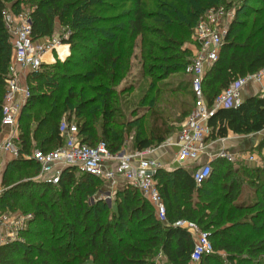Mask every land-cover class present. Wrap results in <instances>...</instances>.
Wrapping results in <instances>:
<instances>
[{"label": "trees", "instance_id": "obj_1", "mask_svg": "<svg viewBox=\"0 0 264 264\" xmlns=\"http://www.w3.org/2000/svg\"><path fill=\"white\" fill-rule=\"evenodd\" d=\"M5 1L0 0V132L10 66V35L2 14ZM225 1L36 0L34 38L50 36L53 19L58 17L70 28L68 38L62 39L70 45V55L65 60L57 58L52 65L44 63L28 75L30 96L20 116L21 154L7 169L32 175L29 168L34 167L37 174L39 165L23 154L62 146L60 123L65 116L77 123L83 143L96 146L104 141L112 153L121 151L126 134L134 127L133 120H118L124 115L123 108H128H122L121 97L133 88L118 87L137 57L152 82L130 111L139 121L130 150L161 146L172 133L163 129L174 118L170 97L179 100L180 92L189 89L191 93L185 68L192 50L186 44L207 9ZM262 68L264 0H247L236 9L219 58L208 70L204 82L208 103L213 105L233 80ZM180 71L188 77L184 86L159 84ZM191 99L195 101L193 94ZM164 100L167 106H156ZM140 109L147 112L139 116ZM191 110L183 111V121ZM209 123L213 140L225 138L229 131L248 135L264 130V95L247 97L237 108L218 109ZM211 166V175L201 184L182 167L158 171L155 177L166 204L167 222L157 219L154 207L136 187H118L113 204L99 198L97 192L104 189V181L75 167L66 168L55 185L34 179L14 184L0 194V211L10 204L38 201L42 210L37 214L43 223L39 231L29 226L23 241L0 245V264H158L159 253L165 264H225V260L228 264H264V164L251 167L216 158ZM79 173L82 176L77 178ZM52 188L57 192L43 199ZM180 219L193 221L209 233L215 251L198 263L191 261L195 242L190 231L174 226Z\"/></svg>", "mask_w": 264, "mask_h": 264}, {"label": "built area", "instance_id": "obj_2", "mask_svg": "<svg viewBox=\"0 0 264 264\" xmlns=\"http://www.w3.org/2000/svg\"><path fill=\"white\" fill-rule=\"evenodd\" d=\"M2 14L6 28L10 32L14 59L5 78L7 93L2 108V129L7 131V134L0 137V155H9L15 159L21 154L20 116L30 96L28 75L41 68L44 64V54L48 51L55 53L62 40L36 41L31 13L14 15L12 10L5 8ZM234 16L235 13L227 12L222 7L213 8L209 12L208 17L197 27L196 46H193L189 63L185 68V73L191 78L190 90L195 101L194 108L182 122L181 129L177 133L176 165L190 170L197 184H201L211 175V163L216 158L232 162L264 164V158L257 157L251 151L234 152L226 148H221L215 157L201 161L207 141L213 140L211 138L213 127L209 121L217 110L239 107L244 101L243 91L249 82L261 83L264 92V68H262L255 74L233 80L217 96L213 105L207 101L204 82L210 66L219 58L225 35ZM224 17L230 18L231 21L226 27L214 25L215 21ZM65 38H68V35ZM60 134L63 139L62 146L47 152L37 148L32 150L31 154H23L24 159L34 160L40 167L34 180L55 185L60 182L66 168L75 167L82 173L95 175L104 181L106 186L100 192L99 198L112 204L111 198L118 187L123 185L136 187L154 207L157 219L167 222L166 204L155 176L160 169H169V167L153 157L155 149L132 151L124 147L121 151L112 153L104 141L96 146H90L82 142L77 123L69 121L66 116L60 123ZM215 140H224V138ZM32 220L33 216L30 214L15 215L10 210L0 211V245L23 241V233L29 228ZM174 226L188 229L194 239L192 263H198L202 256L215 251L209 233L201 229L197 223L180 219L174 223Z\"/></svg>", "mask_w": 264, "mask_h": 264}, {"label": "rangeland", "instance_id": "obj_3", "mask_svg": "<svg viewBox=\"0 0 264 264\" xmlns=\"http://www.w3.org/2000/svg\"><path fill=\"white\" fill-rule=\"evenodd\" d=\"M246 1L247 0H226L223 3H218L219 5H217L215 7H210L209 9H207L205 15L198 21V23L194 27L193 33H192V37L190 38L191 42L186 44V46H189V48L191 50H192L191 45L194 46V47L196 46L195 35H196L197 27H198V25H199V23L201 21L205 20L208 17L209 12L213 8L222 7L227 12L235 13V16H236V9L242 7L243 4ZM5 2H6L7 8L9 10H12L14 15H21V14H28V13L32 14L33 9L36 7V5H35L36 4L35 3L36 0H8V1H5ZM14 3H19V5L17 7H15ZM249 4H252L255 7L259 6V3L254 2V1H251V3L249 2ZM48 11H50V10H48ZM235 16H234V18H235ZM252 17H254V14H253ZM53 20H54V24H55L54 31H53V33L50 36H45V37H48L49 40L39 41L40 38H36V41L48 42V41H53L55 39L62 40L66 35H68V32H69L70 28H68L67 26L62 24L61 20L58 17H56ZM229 21H230V18L224 17V18H222L220 20H217V22L215 21L214 25L217 24V25H220V27H226V25L229 23ZM206 22H208V21H206ZM8 34L10 35L9 30H8ZM45 37H42V38H45ZM8 45H9L8 54H9V57H10V63H9V65H10L13 62V59H14V48H13L11 39L9 40ZM136 53L137 54L140 53L139 48L136 49ZM49 55L51 56V54H49ZM54 63H56V61L53 62V63H47V64L52 65ZM187 76H186V74H184V71H180L178 73L170 75L165 80H161L159 82V84L166 83L168 88H173V87L182 86V85L184 86L187 83V81H188V77L189 76L188 77ZM151 82H152V79L150 77L146 76L144 74V72L142 71V65H141V61L139 60V57L133 58V67H132L131 73L121 83V85L118 87L119 89H124V88H129V87L133 88V90L129 91V93H126L125 95H122V97H121V100L123 102V104H121V105H123L122 108L125 107V106L128 107V108L126 110L123 108V114H124L123 117H120V118L118 117V120H120L121 122H125L126 120H130V121L133 120V123H134V127H133L131 133H128L125 136V138H126V146H125V148L126 149H129V150L131 149L132 138L136 134V131L139 129V123H138L139 121L137 120L138 118L135 117V116L133 117L132 115H130V111L133 108H135V107H137L139 105V104H137L138 101H140V99L142 98V96L144 94V91L149 88ZM262 87L263 86L260 83V89H259V94H258L260 96L264 95V92L262 91ZM188 90L185 91V92H180L179 93V95L182 97V99L177 100L175 98V95L170 97L169 100H170V103L172 104L171 108L175 106L173 111H172L174 113V118L171 119L168 122L167 127H164L163 129L167 130L169 128L172 133L169 136L170 138L167 137V141L164 142L162 144V146H153V149H155L154 152H153V157H155L154 154L159 149H161V147L163 148L165 145L167 147V150H169V153L166 156H172V157L175 156V153L177 151H175L176 149H175V145L174 144L176 142V140H175L176 139V135H177V133H179V131L181 129L180 128V126L182 125L181 122L184 119V118H182L183 117V111L186 108H187V110L191 109V107H192V109L194 108V102L191 99L192 91L190 93V91H188ZM136 104H137V106H136ZM167 105L168 104L166 103V100L157 101V103H156V106H161V107L162 106H167ZM139 112L140 113H138V114H139V116H141V115H143L144 112H147V110L140 109ZM146 114L148 116H150L152 114V112H149V113H146ZM73 118H74V120L77 119L76 117H73ZM155 118L156 117L153 115V120H155ZM173 121L176 122V123H174V125H172ZM6 134H7V131H4L2 129L1 132H0V137H3ZM166 147H164V148H166ZM251 152L255 153L257 157L260 156V154H258L259 150L251 151ZM155 158L158 159V157H155ZM175 159H176V156H175ZM7 160H9V159H7ZM172 160H174V157H173ZM4 162H5V159L4 158H3V160L1 159V161H0V194H3L7 189H10V187L14 186V184H18V183H21V182H24V181H30V180L33 181V178L36 175H38V173H39L38 172L36 174V172L38 170L36 168H34V167H30L29 168V172H31L32 175L31 174L29 175V173H26V174L25 173L15 174V173L11 172L12 169H10V170L7 169L8 168L7 167L8 163L10 161L7 163L6 166H4ZM175 162H176V160H175ZM261 165H263V164H261ZM28 175L30 177L31 176H34V177L33 178H29ZM80 176H82V174H80V173L77 174V178H80ZM104 186H106V185L104 184ZM54 192H57V189L52 188L46 194V196L43 199L48 200L50 198L51 194L54 193ZM99 194H100V192H97V196H99ZM90 200L92 202L94 201V196L93 195L90 197ZM113 201H115V196H113L111 198V203L112 204H113ZM108 202L110 203V201H108ZM2 209H4V211H6V212H8V210H10L12 212V214H15V215H27V214L32 215L33 216V220L36 218L35 221L32 220L33 224H31L32 221L30 223V226L32 225V230H34V231L35 230L39 231V228L41 227V224L43 223V221H40V217L37 214V212L39 210H42V205H39L38 201H36L34 203H29V204H28V202H23V203L19 202L18 205L10 204V205H7V206L3 207ZM222 255H223L222 257L224 258L225 254H222ZM161 257L162 256L159 253L158 256L155 258L156 262L158 264H165L164 263V258L162 259ZM224 262H225V264H228V263H226V260ZM88 264H92V262H89Z\"/></svg>", "mask_w": 264, "mask_h": 264}, {"label": "crops", "instance_id": "obj_4", "mask_svg": "<svg viewBox=\"0 0 264 264\" xmlns=\"http://www.w3.org/2000/svg\"><path fill=\"white\" fill-rule=\"evenodd\" d=\"M49 40L48 37L45 38H40L39 41H46ZM60 46H66V50L68 51L67 55L63 58L61 56V52H60ZM192 49L193 46L191 45ZM56 52L54 53L53 51L51 52L52 55V60H49V55L48 52H46L43 56V60L44 63H53L56 61V58H60L61 60H65L66 57H68L70 55V45L69 44H61L59 45L56 49ZM58 55V56H57ZM259 89H260V83L258 82H249L244 91H243V98H247L250 96H254V95H258L259 94ZM177 140V135H176V139ZM264 141V130L259 131V132H255V133H251L248 135H244V134H236L232 131H229L228 135L224 138V140H209L207 141V147L205 149V152L202 154L201 156V161H206L208 158L210 157H215L218 153V151L221 148H226L230 151H234V152H243L246 153L248 151H257L259 150L260 157L264 158V146L261 147V143ZM175 145V151L178 152V145ZM162 146V145H161ZM166 147V145L164 146ZM162 148L159 149L154 156L158 157V159L160 160V162L165 165L168 166L169 169H175L178 166L176 165L175 162V156L177 155L175 153L174 160L172 156H166L169 153V150H167L166 148ZM3 158L5 159L4 162V166L7 165V163L9 161H11L13 158L9 155H0V161L1 159L3 160ZM9 159V160H7ZM248 166L251 167H258L260 165H256L255 162H245ZM161 254V258H165L164 255L162 253Z\"/></svg>", "mask_w": 264, "mask_h": 264}, {"label": "bare ground", "instance_id": "obj_5", "mask_svg": "<svg viewBox=\"0 0 264 264\" xmlns=\"http://www.w3.org/2000/svg\"><path fill=\"white\" fill-rule=\"evenodd\" d=\"M60 52H61V56L64 58L65 57V55L68 53V51L66 50V46H60ZM49 54H51V52L50 51H48V55ZM49 60H52L53 58H52V55L50 56L49 55Z\"/></svg>", "mask_w": 264, "mask_h": 264}]
</instances>
